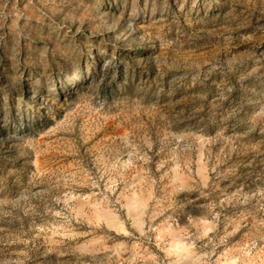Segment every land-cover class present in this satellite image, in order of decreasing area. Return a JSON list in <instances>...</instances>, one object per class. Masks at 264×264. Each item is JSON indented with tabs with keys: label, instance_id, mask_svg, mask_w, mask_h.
<instances>
[{
	"label": "rangeland",
	"instance_id": "1",
	"mask_svg": "<svg viewBox=\"0 0 264 264\" xmlns=\"http://www.w3.org/2000/svg\"><path fill=\"white\" fill-rule=\"evenodd\" d=\"M0 264H264V0H0Z\"/></svg>",
	"mask_w": 264,
	"mask_h": 264
}]
</instances>
